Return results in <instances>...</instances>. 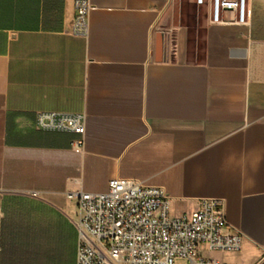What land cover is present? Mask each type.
Masks as SVG:
<instances>
[{"label": "crops", "instance_id": "1", "mask_svg": "<svg viewBox=\"0 0 264 264\" xmlns=\"http://www.w3.org/2000/svg\"><path fill=\"white\" fill-rule=\"evenodd\" d=\"M189 1L196 34L176 0H90L82 35L75 0H0V264H77L67 193L118 176L164 187L172 216L224 201L241 248L176 264H264V0L245 24ZM43 111L85 132L41 129Z\"/></svg>", "mask_w": 264, "mask_h": 264}, {"label": "built area", "instance_id": "2", "mask_svg": "<svg viewBox=\"0 0 264 264\" xmlns=\"http://www.w3.org/2000/svg\"><path fill=\"white\" fill-rule=\"evenodd\" d=\"M194 2L208 7L212 23L248 22L247 0ZM91 7L90 0H75L72 32L88 34ZM224 11L234 12L235 19H225ZM85 119L81 114L43 111L36 122L44 130L83 134ZM67 197L78 208L77 264H176L179 259H198L201 244L224 251H238L242 246L241 233L223 232L227 218L222 199L204 198L192 213L172 216L164 187L121 176L111 178L105 191L76 190Z\"/></svg>", "mask_w": 264, "mask_h": 264}, {"label": "rangeland", "instance_id": "3", "mask_svg": "<svg viewBox=\"0 0 264 264\" xmlns=\"http://www.w3.org/2000/svg\"><path fill=\"white\" fill-rule=\"evenodd\" d=\"M175 7V21L177 23H182L185 25H190L194 34L195 30V14L197 13V8L189 0H176Z\"/></svg>", "mask_w": 264, "mask_h": 264}]
</instances>
